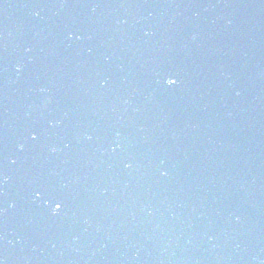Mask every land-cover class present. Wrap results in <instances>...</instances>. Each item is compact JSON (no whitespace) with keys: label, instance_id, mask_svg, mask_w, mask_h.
Here are the masks:
<instances>
[{"label":"water","instance_id":"95a60500","mask_svg":"<svg viewBox=\"0 0 264 264\" xmlns=\"http://www.w3.org/2000/svg\"><path fill=\"white\" fill-rule=\"evenodd\" d=\"M0 251L264 264V0H0Z\"/></svg>","mask_w":264,"mask_h":264},{"label":"snow or ice","instance_id":"6c2138e0","mask_svg":"<svg viewBox=\"0 0 264 264\" xmlns=\"http://www.w3.org/2000/svg\"><path fill=\"white\" fill-rule=\"evenodd\" d=\"M168 83H169L170 85H173V84L177 83V81H176L175 79L169 78ZM33 139H35V137H33ZM61 207H62V203L57 202V203L55 204L54 211L59 210ZM0 264H3V261H0Z\"/></svg>","mask_w":264,"mask_h":264}]
</instances>
